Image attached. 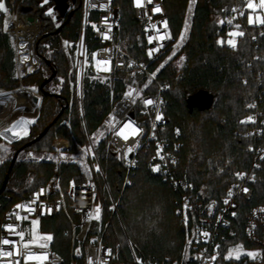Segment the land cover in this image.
<instances>
[{"label": "trees", "instance_id": "16d2710c", "mask_svg": "<svg viewBox=\"0 0 264 264\" xmlns=\"http://www.w3.org/2000/svg\"><path fill=\"white\" fill-rule=\"evenodd\" d=\"M188 0H166L167 20L171 32L177 36L183 25ZM234 0H195L192 10L189 38L182 48L185 65L181 74L170 64L158 74L159 80L166 85L165 96L168 99L166 114L169 118L168 131L178 129L181 133L180 161L177 176L190 184L192 192L203 201L219 198L226 187L235 181L239 172L247 170L250 155L246 151L248 139L241 134L240 121L249 112L247 107L256 101L258 93L264 89V25H249L248 10L244 17L248 35L256 36L252 43L247 36L237 37V47L233 49L226 43L221 46L217 41H227L230 37L224 24H220L229 12ZM120 14V45L133 57L148 62L139 25L134 20L131 0H116ZM52 6L43 0H22L17 10L24 18L38 19L40 29L33 43V53L38 68L30 75L18 80L15 76L11 36L4 30L3 10H0V89L10 91L19 84H36L42 98L37 122L29 128V135L11 142L10 149L16 152L35 139L44 128L52 123L61 109L63 112L52 124L47 133L37 142L25 147L26 150L48 154L51 142L55 138H64L70 142L73 152L81 145L78 122L74 118L73 95L70 85L73 74L71 60L63 52L60 42L72 43L70 52L75 49L78 36V2L71 6L73 16L66 21L61 19L62 27L58 33L52 18L46 15ZM256 45V46H255ZM88 59L95 49L90 31L86 34ZM55 72L43 91L40 84ZM92 67L89 64L83 78V111L86 127L90 134L96 132L110 110L109 84L92 79ZM61 80L63 83H61ZM243 80L247 83H243ZM114 91L123 92L121 81L114 84ZM198 93L211 97L206 108L190 105V98ZM68 117V124L61 121ZM71 117V118H70ZM100 146H103L102 144ZM98 154L105 152L98 148ZM14 154V153H13ZM19 155L11 169L5 190L0 194V216L14 202L26 197L28 192L39 184L45 183L52 175L53 165L44 160H20ZM13 156V155H12ZM114 193H118L122 179L121 167L112 157L101 155ZM11 159L0 164V187L7 173ZM74 164L63 165L62 187L66 188L69 179L78 172ZM258 180L254 193L248 202H241L233 227L236 234L229 243H242L251 249L243 236L244 222L251 207L264 205V163L257 174ZM178 194L151 172L147 155H143L131 178L130 185L124 190L119 214L124 228L142 254L149 260L169 257L180 260L188 237V226L175 214V201ZM160 204L163 214L157 212L155 205ZM153 225H155L153 227ZM44 230L51 232V247L61 254L66 251V239L61 237L56 220L42 222ZM226 246L220 253L223 259ZM240 264H243L240 261ZM245 264H264L248 260Z\"/></svg>", "mask_w": 264, "mask_h": 264}, {"label": "built area", "instance_id": "2783aa9c", "mask_svg": "<svg viewBox=\"0 0 264 264\" xmlns=\"http://www.w3.org/2000/svg\"><path fill=\"white\" fill-rule=\"evenodd\" d=\"M116 0H91L97 7L89 6V0H76L79 7V26L78 36L75 42L76 49V77L79 76V86H77L75 78V91L73 93V101L75 111L78 118L79 131L82 137L81 156L74 157V152L71 149L70 142L64 138H55L51 142V157L55 159H46L53 165L51 177L43 184H39L31 189L26 197L12 203L0 216V239L9 238L19 241L17 236H9L4 231L3 226L8 224L19 225V230L25 231V242L30 240L27 223L31 219L39 218V235H51V232L44 230L42 222L56 220L58 225L63 224L60 229L61 237L66 239L65 254H61L51 247V241L48 242L47 248H40L38 245H31L30 250L33 253H47L48 259L43 261V264H88L89 257L92 258L93 264H240V261L245 264L248 260L262 262L264 261V205L251 207L248 210L244 222L243 236L246 242L252 245L250 250L260 253L256 259L248 256H242L237 259H225L229 249L235 246H243L242 243L231 244L229 241L235 237L236 231L233 227V212H237L241 202H248L254 193V186L258 180V172L261 164L264 163V89L258 95L257 100L253 101L255 108H250V112L241 119L246 120L248 116H253L255 123H240L243 130L241 134L249 140L246 151L250 155V163L247 170L239 172L244 174L243 179L236 175V180L230 183L219 198H210L203 201L198 195L192 192V187H188L182 178L177 176V167L180 161L179 153L181 149V133H177L178 129L168 131L169 118L165 108L168 99L165 96L166 85L159 80V72L167 66L164 57L175 51H181V48L176 47L179 42V35L175 36L171 29L163 28V21H167V11L165 7L166 0H153L151 4L145 0V7L136 8L133 0H131L132 12L134 20L139 25L141 39L144 45L145 54L148 62H144L130 55L125 46L120 45V14L119 7L115 3ZM22 0H3L6 5L5 12L11 19V26L14 29V22L19 17L24 18L18 13V6ZM255 3L258 0H254ZM70 3V1H69ZM104 5L105 7H101ZM161 8V12L154 13L155 6ZM236 8V12L231 9ZM227 14L224 15L223 21L227 28V33L236 30L235 24H239L240 31H244L245 36L252 42H256V36L248 35L245 24L243 22L246 11V3L244 0H234L233 5ZM244 11V15L240 16L239 12ZM145 13H147L145 15ZM108 18V24L112 25L110 39H103L102 33L107 30V25L104 23V18ZM149 17L151 19H149ZM233 17H236L233 19ZM233 19L232 25L227 23ZM39 24V20L37 19ZM93 25L96 28H93ZM155 25L160 30V34L167 32L170 38L163 41L154 40L153 43H148V36L157 35L152 29ZM149 29L148 32L145 29ZM40 29V24H39ZM99 29V31H97ZM90 31V36L95 44V49L91 53V66L93 76L100 77L107 81L111 86L110 91V110L107 115L108 119L115 116L116 120L120 121L116 125V129L109 131L105 146V154L114 158L121 167L122 179L118 193H114L110 184L106 169L102 163L101 157L98 154L95 144L91 138V134L86 127V120L83 111V78L85 73V56L87 57L86 49V34ZM13 35V61L18 80L35 72L38 68V61L33 53V42L30 48V58L33 60V70L28 74L24 71V65L29 63H21L18 46V36ZM255 37V39H253ZM231 38V37H230ZM83 41V48L80 47ZM162 43L163 47L159 51L153 53L151 57L148 51L151 48H157ZM256 46V45H255ZM106 49L110 51H105ZM95 54L97 60L111 59L108 72L103 71L104 65H97L93 60ZM131 63V67L128 65ZM164 64L163 68L160 65ZM122 65V66H121ZM159 69V71H157ZM156 73L155 77L152 76ZM182 70L177 72L176 76L181 74ZM135 73V75H133ZM105 77L107 79H105ZM151 78V83L147 88L144 87ZM121 81L123 92L118 94L113 90L114 84ZM134 81V83H133ZM245 84V80H243ZM140 92V97L133 104L130 99H126L125 93L129 87ZM25 89L22 84L12 91H4L0 89V93H8L14 95L16 90ZM27 90V89H25ZM34 93V92H33ZM35 95H38L35 93ZM144 99H153L156 105L145 107ZM5 103H8V101ZM251 103V104H252ZM1 105L4 103H0ZM39 108V106L37 105ZM38 110V109H37ZM157 110L162 114L163 119L155 120ZM1 119V117H0ZM133 121L137 127L142 129L139 135H129L127 141L115 135V131L122 127L123 123ZM156 127L153 128V124ZM131 131V130H127ZM91 147L93 154L84 155V150ZM133 147L131 153H127V148ZM59 150V151H58ZM164 156L161 160L157 156V152ZM61 152L65 159H61ZM78 154V153H76ZM143 155H147L149 168L152 171L157 164L160 165L159 172H153L158 175L162 182L166 183L174 191L177 192L178 198L175 201V214L181 218V221L188 226V237L186 240L183 257L180 260L165 257L162 259L149 260L139 248L130 240L119 214V203L124 190L130 185L131 178L139 165V161ZM175 163H172V161ZM74 164L79 169L69 179L65 189L62 187V167L63 165ZM86 167H85V165ZM259 165V167H257ZM99 167L100 171H96ZM74 184V187H73ZM58 185V187H57ZM191 186V185H190ZM43 188L46 191L39 197L35 204L31 207L34 212L29 213L25 209H17V205H29L34 199V193H38ZM243 188H247L245 193ZM232 190L233 195L228 198L227 193ZM229 199L228 204H224V200ZM211 214L209 206L213 204ZM187 205V208H185ZM99 206L101 209L99 220H89V211H94ZM51 209V212L48 210ZM43 211V215L41 212ZM19 213L22 217L28 216L27 220L16 221L13 213ZM11 217V218H10ZM187 217V219H186ZM255 225V227H253ZM207 232L209 235L204 237L202 233ZM52 236V235H51ZM219 246V247H217ZM226 246V254L224 258H220L222 249ZM6 250L11 249V245L3 246ZM244 247V246H243ZM79 249L80 254H77ZM110 250V254H108ZM21 251L26 252L21 248ZM215 256L213 261L211 257ZM13 257L12 259H16ZM21 264H24L23 257H19ZM6 264V261H5ZM29 264H41L39 261H31Z\"/></svg>", "mask_w": 264, "mask_h": 264}, {"label": "snow or ice", "instance_id": "6c2138e0", "mask_svg": "<svg viewBox=\"0 0 264 264\" xmlns=\"http://www.w3.org/2000/svg\"><path fill=\"white\" fill-rule=\"evenodd\" d=\"M109 3H111V0H108ZM153 2V0H147L148 4H151ZM244 2L246 3V8L247 9H251L252 12H250L248 14L247 17V21L249 25H253V24H257V25H264V16H260V15H256L255 18L253 17V13L256 11L257 8H261L264 9V0H259V4H256L254 2V0H244ZM44 4L48 3V0H43ZM134 6L136 8H143L145 7V0H133ZM195 3V0H191V4L189 7V12H191L192 7L191 5ZM89 6L92 8L97 7V5L95 3H92L91 0H89ZM101 7H105L104 5H101ZM0 10H4L5 12H7V9L5 8V5L3 3V0H0ZM232 12H236L237 9L233 8L231 9ZM153 12L154 13H159L161 12V8L157 5L153 8ZM147 13H145L146 15ZM245 13L244 11H240L239 15L243 16ZM46 15H49L52 17L53 20H55V16L53 15V10L49 9L48 12H46ZM236 17H233V19H235ZM149 19H151L149 17ZM233 19H230L227 21V23L229 25H232L233 23ZM104 23L107 25V30L105 33H102V38L107 40L110 39V33L112 31V25L108 24V18L105 17L104 18ZM220 24H224L225 21L221 20L219 21ZM190 26V20H186L185 21V28H184V32L181 34L180 36V40L178 42V44L176 45V47H180L183 43V41L186 39L187 37V32H188V28ZM8 27V21H5V26H4V30L6 31ZM57 27H59V25H57ZM168 27V23L167 21H163V28L167 29ZM240 25L239 24H235L234 28L236 30L230 31L228 33V36L231 37L230 39H228L227 41H224L223 39H220L217 41L218 45L223 46L225 43L232 47L233 49H235L237 47V37H243L245 35L244 31H240ZM93 28H96L95 25H93ZM152 29H154L157 33V35H150L148 36V43L151 44L153 43L154 40H159V41H163L166 38H170L169 34L167 32L160 34V30L158 28H156L155 25L152 26ZM97 31H99V29H97ZM146 32L149 31V29H145ZM261 35H264V33H261ZM253 39H255V37H253ZM67 44V42H65ZM21 49H23L25 47L24 44L20 45ZM81 48H83V41L81 42L80 45ZM163 47V44L160 43L158 45L157 48H151L148 51V55L149 57H151L153 55L154 52L159 51V48ZM105 51H110L108 49H106ZM175 55V52H173V56ZM29 57L27 55L22 56L21 59V63H24L26 61H28ZM172 56L168 57V60H171ZM93 60H95L97 65H104L105 67L103 68V71L108 72L111 70L110 68V64H111V59H102V60H97L95 54H93ZM183 61H184V57L180 58V61L178 62V65L180 67L183 66ZM165 63H167V61H165ZM85 64H87V57L85 56ZM122 66V65H121ZM129 67H131V63L128 65ZM164 64L160 65V68H163ZM33 69L29 68L28 71L31 72ZM157 71H159V69H157ZM133 75H135V73H133ZM156 73L154 72L152 74L153 77H155ZM97 77H92V79H96ZM79 76L76 77V83L77 86H79ZM105 79H107L105 77ZM61 83H63V81L61 80ZM134 83V81H133ZM151 83V78L149 79L148 83L144 85L145 88L148 87V85ZM245 83H247V81H245ZM35 91V90H33ZM142 90H137L135 88H132L131 86L129 87V90L125 93V97L126 99H130L131 102L133 104H135L137 102V98L140 97V92ZM5 95H10V94H4V93H0V96H5ZM3 100H0V103H3ZM143 104L145 107H148L150 105H156V101H154L153 99H144L143 100ZM248 108H255L256 105L254 103L252 104H248L247 105ZM163 119L162 114L157 110L156 112V116H155V120L156 121H160ZM248 122H253L255 123V119L253 116H248L246 120H242L240 121V123L244 124V123H248ZM36 123V120L33 119H27L25 117H20L19 119H16L11 125L10 127L6 128L4 130L5 133H11L13 137H15L16 139H22L25 138L29 135V126L33 125ZM120 121L116 120L115 116L110 117V120L108 121V130L112 131L114 129H116V125L119 124ZM156 127V124H153V128ZM127 130H131L130 132ZM142 132V129L140 127H137L133 121L129 120L125 123H123L122 127L119 128V130L115 131V135L118 137H121L123 140L127 141L129 139V135H139ZM177 133H179V130H177ZM0 135H3V133H0ZM100 135L102 136L103 133H100ZM98 141V137H94L93 138V143H96ZM9 143H11V141H9ZM5 155L4 156H0V164L4 163V160L7 158V153H8V149L4 148L3 149ZM59 151V150H58ZM133 151V147H128L127 148V153H131ZM89 154H93V150L91 147L86 148L84 150V155H89ZM157 156H159V158L161 160L164 159V156H162L160 154V151L157 152ZM27 157L31 158V159H39V160H44V159H55V157H51V156H40V157H35L33 156V154L31 152L27 153ZM61 159H65L66 157H64L63 153L61 152ZM261 159H264V157H261ZM172 163H175V161L173 160ZM86 167V165H85ZM257 167H259V165H257ZM96 171H100L99 167L96 168ZM153 172H159L160 171V165L157 164L153 167L152 169ZM237 176L240 179H243L244 174L241 173H237ZM58 187V185H57ZM74 187V184H73ZM188 187H191L190 185H188ZM46 190L41 188L40 191L38 193H34V199L30 202L29 205H17V209H25L26 211H28L29 213L34 212L35 209L31 207V204H35L37 200H39V197L41 195L44 194ZM243 192H247L248 189L247 188H243L242 189ZM233 195L232 190H229V192L227 193L228 198H231ZM224 204H228L229 203V199H225ZM215 204V202H213L212 205L209 206V213L211 214V209L212 206ZM185 208H187V205H185ZM49 212H51V209L48 210ZM261 211H264V209H261ZM100 212L101 209L99 206H97L95 208L94 211H89L88 213V219L92 220H99L100 219ZM43 211L41 212V215H43ZM11 215L15 216L16 221H21V220H27L28 216H21L18 212L17 213H13ZM233 215L235 216L236 213L233 212ZM11 218V217H10ZM187 219V217H186ZM32 224V229L29 232L30 235V240L25 242V231L24 230H17L19 225H13V224H8L3 226L4 231H6L8 233L9 236H17L19 237V241L17 240H13V239H9V238H3L0 239V245L3 246H8L11 245V249L10 250H6L4 247H0V264H21V261L19 259V257H23L24 260V264H29V262L31 261H39L41 262V264H43V261H46L48 259V255L47 253H41V254H36L33 253L30 250V246L31 245H38L40 248H47L48 247V242H50L52 240V236L51 235H39L37 232V227L39 225V218L32 220L31 221ZM253 227H255V225H253ZM202 235L204 237H207L209 235V233L204 232L202 233ZM219 247V246H217ZM21 248L23 250H26V252L21 251ZM77 254H80L79 249H77ZM108 254H110V250H108ZM241 255H247L248 257L252 258V259H256L260 253H256V252H244L242 246H237L235 248H231L229 249L227 255L225 256V259H230V258H235L237 260L240 259ZM13 257H17L16 259H12ZM211 259L214 261L216 259L215 256L211 257ZM88 264H93V260L91 257H89L88 260ZM97 264H99V261H97Z\"/></svg>", "mask_w": 264, "mask_h": 264}, {"label": "rangeland", "instance_id": "374dc122", "mask_svg": "<svg viewBox=\"0 0 264 264\" xmlns=\"http://www.w3.org/2000/svg\"><path fill=\"white\" fill-rule=\"evenodd\" d=\"M52 4V3H51ZM190 4H191V0H188L187 1V3H186V10H185V14H184V21H183V25H182V29H181V31H180V33L178 34L179 35V39H180V36H181V34L184 32V28H185V21L186 20H190V25H191V16H192V10H193V8H194V5H195V3L194 4H192L191 5V7H192V10H191V12H189V7H190ZM256 4H259V0H258V2L256 3ZM4 5H5V3H4ZM48 7H49V9H52L53 10V4H52V6H49L48 5ZM5 8H6V5H5ZM250 12H252V10L251 9H248V14L250 13ZM3 15H4V24H5V21L7 20L8 21V27H7V30H6V32L11 36V46H12V48H13V43H12V40H13V35L11 34V32L14 30L13 29V27L11 26V19H10V17L5 13V11L3 10ZM53 15L55 16V20H53L52 19V21H53V24H54V26H55V28H58L57 27V25H60L61 24V19H57L56 18V16H57V12H55L54 10H53ZM256 15H260V16H264V9H261V8H257L256 9V11L253 13V17L255 18V16ZM49 17H51V16H49ZM52 18V17H51ZM39 24H40V22H39ZM257 25V24H256ZM189 29H190V26H189V28H188V32H187V37H186V39L183 41V43H182V45L179 47V48H181V51H175V55L173 56V53H170V54H168L167 56H165L164 57V61H167V65L168 64H170L172 67H174V69L176 70V74H177V72H179L180 70H182L183 68H184V65H185V56H184V54H183V52H182V48H183V46L186 44V42L188 41V36H189ZM230 39V38H229ZM65 42H67V41H65V40H62L61 42H60V46H61V48H62V50H63V52L67 55V57L69 58V60H71V62H70V64H71V68H70V70L72 71V74H73V80H72V82H71V87H70V90H71V93H72V95H73V93H74V91H75V78H76V69H75V63H76V49H74V52L73 53H71L70 52V47L72 46V43H70V42H67V44L65 43ZM123 46H126V45H123ZM169 56H172V59L171 60H168V57ZM181 57H184V61H183V66L182 67H180L179 65H178V62L180 61V58ZM91 60V59H90ZM91 65V61H89V59H88V55H87V64L85 65V70H86V68H87V66L88 65ZM92 67V66H91ZM84 75H85V73H84ZM15 76H16V72H15ZM93 77H96V76H93ZM17 78V77H16ZM95 80H97V81H99V82H101V83H105V84H108V82L107 81H104L103 79H101L100 77H97ZM25 89H27V90H29V91H32V92H34V93H37V94H39V96L42 98V96H41V94H40V92L38 91V87H37V85L36 84H26V85H22ZM17 88V87H16ZM15 89V88H14ZM13 90V89H12ZM11 90V91H12ZM33 90H35V91H33ZM17 91V90H16ZM12 92H8V93H4V94H10V95H5V96H0V100H3L4 102L3 103H5V101L7 102L8 101V103H10V107H12V106H14L15 105V98H14V95H12L11 94ZM15 93V92H14ZM73 103H74V101H73ZM210 103H211V97H209L208 98V101H207V105H210ZM39 110H40V105H39V108H38V113H36V115L34 116V117H30V116H25V115H22V114H20V115H17L16 117L15 116H12V115H10V114H8L7 116H5V117H3V118H1L0 120V122H4L5 124L7 123H9V122H11V123H13L16 119H19L20 117H25V118H27V119H35L36 120V122H37V119H38V117H39ZM74 118L77 120V122H78V116H77V114H76V111H75V105H74ZM71 118V117H70ZM67 121H68V117H64L63 119H62V123L63 124H68L67 123ZM108 121H109V119H108V117H106L104 120H103V122L101 123V125L99 126V128H98V130L96 131V132H94L93 134H91V138H92V140H93V138L94 137H98V141L96 142V143H94L95 144V147H96V150H98V148L100 147V148H104V151H105V146H106V142H107V138H108V135H109V130H108ZM34 125V124H33ZM32 126V125H31ZM31 126H29V128L31 127ZM78 127H79V125H78ZM100 133H103V135L101 136L100 135ZM0 138L1 139H4V140H8V141H13V139L12 138H8L4 133H3V135H0ZM5 143V142H4ZM10 144L11 143H8V144H6L5 143V148H6V146L7 145H9V150H8V153L6 154L7 155V158L6 159H11L12 158V155H13V149H10ZM103 145V146H100V145ZM81 145H82V139H81ZM81 145L79 146V148H78V151L76 152V153H78V154H76L75 152H74V157H79V156H81V149H80V147H81ZM7 148H8V146H7ZM29 152H31L32 154H33V156H35V157H40V156H45V157H47V156H50L51 155V152H49L48 154H40V153H36V152H34L33 150H26V151H24V152H22L20 155H19V159L20 160H25V161H29V160H33L34 161V159H31V158H28L27 157V153H29ZM101 155H103V154H105V152H103V154L102 153H100ZM99 154V155H100ZM35 160H39V159H35ZM46 159H44V161H45ZM85 165V164H84ZM32 220H35V219H31V220H29V223H27V227L26 228H28L29 230H31L32 229V224H31V221ZM39 226H40V221H39V225H38V227H37V232H38V234H40L39 233V231H38V229H39ZM235 247H237V246H235ZM235 247H233V248H235ZM242 248H243V250H244V252H254V251H252V250H250V249H248V248H245V247H243L242 246ZM242 256H247V255H241V257ZM232 259H235L234 257L232 258Z\"/></svg>", "mask_w": 264, "mask_h": 264}, {"label": "bare ground", "instance_id": "6f19581e", "mask_svg": "<svg viewBox=\"0 0 264 264\" xmlns=\"http://www.w3.org/2000/svg\"><path fill=\"white\" fill-rule=\"evenodd\" d=\"M14 26V33L18 36L20 58L22 59V56L24 55L29 57L28 61L25 62L29 64L24 65V71L28 74V69H33L34 66L33 60L30 58V48L31 43L39 32V24L36 20L29 22L26 19L19 17L15 20ZM21 44L25 45L23 49L20 47ZM34 95L35 93L25 89L15 91V105L10 107V103L0 104V117L3 118L8 114L15 117L20 114L34 117L36 113H38V107L32 100V96Z\"/></svg>", "mask_w": 264, "mask_h": 264}, {"label": "water", "instance_id": "95a60500", "mask_svg": "<svg viewBox=\"0 0 264 264\" xmlns=\"http://www.w3.org/2000/svg\"><path fill=\"white\" fill-rule=\"evenodd\" d=\"M50 1L52 4H53V10L55 12H57V16L56 18L57 19H66V21H68L74 14V11L71 10V6L75 5L76 3V0H48ZM70 1V3H69ZM27 21L29 22H32V21H37V19H34V18H31V17H28L26 18ZM63 25V24H62ZM61 26H59L54 33H58L61 29ZM55 75V72H52L51 76L47 79H45L39 86V90L42 92L43 91V87L44 85L49 82L52 77ZM208 98L209 96L206 95L205 93H198L196 95H194L193 97L190 98V105L191 106H197L199 108H206L208 107L209 105H207V101H208ZM32 100L33 102L36 104V105H40V102H41V97L38 96V95H34L32 96ZM63 112V108L61 109L60 113L58 114V116H56L54 118V120L52 121L51 124H49V126H47L46 128L43 129V131L35 138L33 139L31 142H28L27 144H25L23 147H21L19 150H17L16 152H14L11 160H10V164H9V167H8V170H7V173L4 177V180L1 184V187H0V194H2V192L5 190V187L7 185V182H8V178H9V174L11 172V169L20 153V151L22 149H24L25 147H28L30 146L32 143H35L37 141H39L46 133L47 131L49 130L50 126L52 124H54L58 117L61 115V113Z\"/></svg>", "mask_w": 264, "mask_h": 264}, {"label": "crops", "instance_id": "0c3cea01", "mask_svg": "<svg viewBox=\"0 0 264 264\" xmlns=\"http://www.w3.org/2000/svg\"><path fill=\"white\" fill-rule=\"evenodd\" d=\"M1 121V120H0ZM12 123L11 122H9L8 124L6 123H4V122H0V133H4L8 138H12L13 139V141H15V140H18V139H16L15 137H13L12 136V134L11 133H5L4 132V130L6 129V128H8V127H10V125H11ZM12 141V142H13ZM6 144H8L9 143V141L8 140H4V139H1L0 138V156H4L5 155V153H4V151H3V149L5 148V143ZM7 146H8V148H7ZM6 146V148L9 150V145H7Z\"/></svg>", "mask_w": 264, "mask_h": 264}, {"label": "clouds", "instance_id": "9594fccd", "mask_svg": "<svg viewBox=\"0 0 264 264\" xmlns=\"http://www.w3.org/2000/svg\"><path fill=\"white\" fill-rule=\"evenodd\" d=\"M155 209H156L157 212L161 213V215L163 214L164 209H163V207L160 204L155 205ZM154 226L155 225H153V227Z\"/></svg>", "mask_w": 264, "mask_h": 264}]
</instances>
